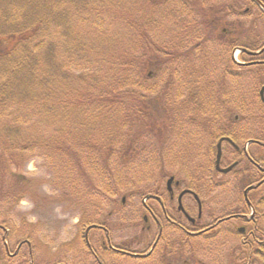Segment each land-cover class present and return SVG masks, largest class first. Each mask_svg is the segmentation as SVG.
<instances>
[{
	"label": "trees",
	"instance_id": "trees-1",
	"mask_svg": "<svg viewBox=\"0 0 264 264\" xmlns=\"http://www.w3.org/2000/svg\"><path fill=\"white\" fill-rule=\"evenodd\" d=\"M124 1L146 7L144 12L139 13L141 17L147 16L150 19L154 15L155 18L164 19L167 14L171 15L167 17H172L174 21L171 24L175 34L172 35L177 38L164 44L162 39L157 40L158 35L151 34L142 18L139 25L136 24L133 53L126 51L125 59L119 57L117 66L122 63L118 72L112 76V72L109 76H103V84L97 87L94 80L97 82V75H102L100 70L106 59L93 60V65L89 66L93 72L75 73L72 70L73 66H79L80 60H85L87 52L93 48L79 33L76 25L79 23L74 16L81 20L85 12L94 13L95 24L98 16L103 18L101 14L104 12L100 13L101 11H110L111 6H124ZM260 1L264 4V0ZM215 2L216 0H0V228L7 230L6 238L11 235L9 227L13 224L7 218L4 221L3 215L17 210L24 194L33 190L32 182H17V176L10 170L11 166L21 168V164H24L23 157L28 152L44 151L55 168V187L60 193L55 200L67 196L75 204L74 196L78 195L80 199L84 198L83 202L90 204V195L94 192L96 182H107L113 165L128 166L134 159L142 161L140 164L145 162V155L129 156L130 147H137L139 139L142 138L144 145L152 141L148 145L150 151L146 149V160L152 163L150 179L153 177V170L161 171L170 160L178 159L177 155L170 154L178 151L175 146L165 147L168 132L178 119H186L187 124H182L185 128L198 124L199 133L201 125H205L206 139L213 134V142L215 138H219V135L212 132L214 118L209 117L207 102L202 98L200 102H196L195 97L199 92L200 96L206 94L208 97H217L219 92L227 97L231 91L233 95L238 90L237 80L243 78L245 69L255 71L250 80L264 84V73L260 70L264 68V50L259 54L252 53L264 47V26L259 27L256 21L259 16L264 23V14L254 0H230L226 5L217 7ZM253 9L258 11L255 18H251ZM234 14L236 19H226ZM232 30L237 33L232 34ZM77 37L79 40L75 45L68 44ZM236 39L242 44L234 43ZM210 43L222 48L223 60L216 61L219 66L215 65L213 73L206 77L203 66L207 68V63H201L198 59L206 55ZM236 47L242 49L241 64L233 62L231 58V52ZM62 54L68 56L66 62L60 59ZM233 67L238 70H233ZM136 72L140 79L132 77V73ZM176 77L178 85L174 86ZM191 79L199 84L197 94L195 87L190 92H185L188 87L186 82ZM158 89L160 92L156 94ZM146 92L150 95H146ZM54 99L61 109L51 106ZM254 99L257 102L256 97ZM258 103V110L253 115L256 121L252 134L256 135L254 138L264 142V104ZM194 104L195 115L192 117L187 111ZM238 105L247 108V101L241 98ZM112 108L116 109L117 117L113 125L104 127L101 123L113 115L110 111ZM214 110L216 116V103ZM247 110L249 109L246 112ZM178 111L183 113L177 115ZM55 112L62 124L54 132H46V137L40 139L39 136L43 133L33 125L34 116L44 114L43 116L52 118V113ZM118 112L122 115L120 119ZM201 114L204 117L208 115V118H199ZM237 116L240 118L237 121L225 120L227 126L223 131L230 132V135H220L229 136L236 142H244V139L250 137L246 136L247 133H242L244 129L238 136L233 134V127L239 125L242 119L240 115ZM124 121L127 128L122 126ZM183 136L185 137L184 133ZM207 142V151H214L213 144L209 140ZM27 160L26 156L25 163ZM261 164L264 166V158ZM111 181L120 189L118 178L114 176ZM122 183L123 181L120 184ZM105 187L107 190L104 192L108 194L112 186L107 183ZM113 195L111 192L110 196ZM110 196L103 199L108 201ZM109 201V204L114 203V198ZM122 204L115 200L113 208L118 210ZM15 212L19 217L20 212ZM23 218L26 220L25 216ZM89 223L90 221H86L84 224ZM29 227L32 230V226ZM218 232L213 228L207 236ZM253 232L257 233V227ZM3 236L4 233L0 237L1 243ZM163 238L165 237H161V240ZM191 238L182 237L179 248L182 249L191 242ZM163 241L167 244L166 240ZM244 241L232 249L235 256L242 254L243 246L250 245ZM259 244L261 251L258 254L264 264V240H260ZM246 258L242 261H236L237 257L233 259L235 264H252L250 252ZM12 260H6L0 253V264H18ZM20 264H25V261L22 260Z\"/></svg>",
	"mask_w": 264,
	"mask_h": 264
},
{
	"label": "rangeland",
	"instance_id": "rangeland-1",
	"mask_svg": "<svg viewBox=\"0 0 264 264\" xmlns=\"http://www.w3.org/2000/svg\"><path fill=\"white\" fill-rule=\"evenodd\" d=\"M124 2V6H111L110 11H101L100 13L104 12V14H101L103 18L98 16V18H96L97 20H95V24L93 19V17H95L94 13L92 14L85 12L81 20L78 16H74V18L79 23L76 24L79 33L83 37L84 41L86 42V40H88L89 44L93 48L87 52V56L85 54V60H80L78 62L79 66H73L72 70H74L75 73L92 71L89 66L93 65V60L106 59V62L103 64L101 63L102 70H100V72L102 75H97V82L94 80V84L97 87H100L103 84V76H109L110 72H112V76L114 73L118 72L119 65L122 63L120 62L117 66L116 61L119 57L121 59H125L126 51L133 53L134 42L136 40V26L139 25L142 18H144L146 21V27L151 30V34L153 36L158 35L157 40L162 39V42H165L164 44H168L170 41L173 42V40L177 38L172 35V33L175 34V31H172L174 26L171 24L174 21L172 17H167L171 15L167 14L164 19L155 18L154 15L150 17V19L147 16L141 17L142 15L139 13L144 12L146 7L140 4L130 3L128 1ZM229 2L230 0H216L215 5L217 7L219 5H226V3ZM241 4L242 2H240V5ZM240 7L241 6H239V8ZM148 11L150 12L149 9ZM257 16V9H253L251 12V18H255ZM236 17L237 16L234 14L233 16L226 19L230 21L236 19ZM248 18L250 19V17ZM159 21L163 23H159ZM256 21L259 27L262 28L264 26V23L260 20L259 16ZM132 24H134V26H132ZM225 32L227 31L225 30ZM234 33H237L236 30H232V34ZM78 40L79 38L77 37L71 40L68 44L73 46ZM234 43L239 45L242 44L238 39H236ZM217 45L218 44L214 46V44L210 43L208 49L205 52L206 55L202 57V59H198V61L201 63H207V68L204 67L205 65H201V67L203 66V72L206 77L208 74L211 75V73H213V68L215 65L219 66V63L216 61L219 59L223 60V55L221 53L222 48L217 47ZM227 55L228 54H226V56ZM227 58L229 60V57ZM231 58L234 62L241 61L240 52L238 50L231 52ZM60 59L66 62L68 56L66 54H62L60 55ZM233 70L237 71L238 68L233 67ZM260 70H263L262 72L264 73V68H261ZM242 71L243 70H241V72ZM252 71L254 70L252 69ZM254 73L255 71L249 72L245 69V75H242L243 78H239L237 80L236 88H238V90L233 95L231 91L230 96L228 95L227 97H225L224 94H220L221 92L217 94V97H215V95L208 97L206 94L200 96V92L198 93L199 84L195 82V79H193L194 81L191 79L189 82H186L188 85L187 90H185L186 93L190 92V90L195 87L197 88L196 94L198 93V95L195 94V101L197 102L199 100L200 102L202 98L204 102H207L208 109L210 111L209 117L213 116L214 118L212 119V132L216 133V136L219 135V137H221V133L230 135V132L223 131L224 127L227 126L225 120L233 119L237 121L240 119L237 115H240L242 118L240 124L233 127L234 136H238L240 131L244 129L242 133H247L246 136H250L244 140H248L250 138L255 139L254 137L256 135L252 134L254 132L252 128L256 121V117L253 115L255 111L258 110V101L261 103L259 98V89L262 83L250 80V76ZM92 76L94 75L92 74ZM133 76L136 79L141 78L139 75L137 76V72L132 73V77ZM118 81H120V79ZM137 83L139 84V82ZM209 83L210 86H212L211 79L209 80ZM126 84L128 85V81H126ZM177 85L178 79L176 77L174 80V86ZM232 88H234V85ZM159 92L160 89H158L156 94ZM146 95H150V93L146 92ZM254 97H256L257 102H255ZM145 98L150 100L149 97ZM241 98L247 101V108L240 107V105H238V102L241 101ZM154 100H152V102H154ZM215 103L218 105L219 113L218 114L216 112V116L214 115ZM195 105L196 104L192 105V108L187 111L191 113L192 117L195 115ZM51 106L55 109H61V106L58 104L56 99L52 100ZM246 109L249 110L246 112ZM110 111L113 113V115L108 117L109 120H104L101 123L104 127L113 125V121L117 117L115 108L110 109ZM180 113L183 112L178 111L177 115ZM108 114L109 112L107 115ZM43 115H37L33 118L35 123L33 125L35 128L40 129V132L43 133L39 136L40 139L46 137V132L52 133L59 124H62V121L56 112L52 113V118H48ZM121 116L122 115L118 112V119H120ZM204 116L205 115L201 114L199 118H208V115L206 117ZM186 122L187 121L185 118L178 119L175 126H172L171 130H169L168 136L165 140L167 141L165 144V146L168 145L167 148L175 146L178 150L170 153L172 155L175 154V156L177 155L178 161L176 164L170 162L167 163L161 171L153 170L151 173L153 177L150 179V171L152 170L150 164L152 163L146 160V157L148 154L147 151H150V147L148 145H151L152 141L150 140V142H146V145H144L142 144L141 138L137 141V147H130L131 149L129 156L141 155L142 157L145 155V162L140 164L142 161L139 159H134L131 165L128 166L121 167L117 164L116 166L113 165V169L110 170V174L108 175L110 179H107V182L104 180H98L96 182V186H94L93 189L94 192H91L92 194L90 195L92 197L90 204L83 202L82 199L84 200V198L82 197V199H80L81 197L78 195L74 196L75 204H72L69 197L67 196L64 199L61 197L60 200H55L60 194L57 190V187H55V168L52 166L50 160L46 157V153L44 151L36 150L28 152L26 154L28 157L26 163V156H24V160H22L24 164H21V168L18 166H11L10 170H12L11 173L13 175L17 176V182H32L33 190H30L28 194L25 193L24 197L19 202L17 210H15L18 213L20 212L19 217L15 211L3 215L4 221L7 218V220L13 224V226L9 227L11 235L10 237H7L8 250L10 253L16 251L19 254L18 256L12 255L9 257V255L5 254V248L1 242L0 253L5 256L6 260L13 259L12 261L18 264H20V262L24 259L23 256L25 257V264H30L31 260L33 264H98L96 259L91 255V252L86 247V243L83 238L84 228L86 227L83 224L86 221H90V223H96L99 225L104 223L103 225L108 228V234L113 241L111 242L113 246H120L125 249L129 248L132 250L138 239H144V236H135V234L141 233L140 229L143 223L141 221L140 226L137 225L134 229H131L128 227V223L135 221H131L129 218H132L133 211H137L139 212L137 215V220L139 222V219L141 220L142 216L147 213L143 209L142 205V210L140 209L139 203H151L146 199V197L143 198V196L145 194L151 193L152 191L150 190H152L154 187L156 188V186L161 187L162 185V187H164L167 176L173 174L182 180L181 188L189 187L193 189L197 192L201 199L203 215L199 220V223L195 226L197 229L206 227L215 222L217 219L226 216L227 214L234 215L240 213V217H235L233 219L230 218L231 220L220 225L218 227V229H220V233L217 236L210 235L209 237L206 235L202 237H192L191 242L185 244L182 249L179 248L181 244L180 241L185 235H183L181 231L179 233L172 232L169 235V240H166L167 245L163 248V243L160 241L157 249L154 251L151 257L146 260H134L129 256H118L109 253L102 257L100 250L97 248V240L100 238V235L99 233L95 234L94 232L101 231L100 234L102 238L104 233L103 230L94 229L91 230L89 238L102 263L235 264L233 259L234 257H237L236 261H242L247 259L246 257L250 252L252 264H262L260 254H258L259 251H261L260 244L257 245V243L254 242V246H245L246 248H243L242 254L240 255L238 253L236 256L233 254L234 251L232 252V249L238 239L241 242L242 238H244L246 235H241L237 231V228L245 225L249 229H253L254 225L252 220L254 216L258 217L256 238L260 239L261 241L264 240V178H262L258 184H256V189L248 194L249 198L253 199L251 208L249 204L247 205V202L242 200V192L248 183L247 181L250 180L247 176L242 174L243 170L241 168L244 167L246 162L245 164L241 163L235 168V170L229 173L227 175V180L223 177H220L219 174L215 173L214 170L215 150L213 151L212 149L211 151H207V140H209L210 144H213L217 138H215V141L213 142V137L215 136L213 134L211 137H208V139H203L204 135L206 134L205 125H201V130L199 133L198 124L194 127L187 126L185 128V125L182 124ZM122 126L127 128L125 121L123 122ZM183 133L185 134V137L183 136ZM25 134L27 135L26 131ZM237 142L242 144L244 143L242 140ZM196 146H198L197 149ZM221 147H223V149L226 148L224 150V154L228 150H231L229 145H221ZM249 147L250 145L247 148L244 147L245 153ZM255 147L250 148L249 151H251L254 156L257 155L259 160L264 158V152H262L260 148ZM239 151L242 153L243 149ZM249 151L247 153H250ZM53 160L55 162V159ZM226 161L227 157L222 163L223 167L227 166L230 160H228L227 163ZM256 161L258 162V160ZM163 171H165V174H163ZM207 175L209 179H205V176ZM114 176L119 179L118 182L121 186H118L120 189H117L116 184L111 181L113 180ZM256 177H259V175ZM191 179H193L194 183ZM122 181L123 183L120 184ZM107 183H110L112 186V188L109 189L110 191L108 194L104 192V190H107L105 187ZM111 192L114 193L113 196H110ZM123 194H126L128 199L118 210H116L113 208L115 200L122 202L123 199L121 198ZM107 195L110 196L108 201L110 198H114V203L109 204L110 201L108 202L103 199ZM183 202L187 207L189 205L192 208L191 212L193 216H196L197 206L194 204L192 197L186 195L183 198ZM165 205L168 207L167 204ZM23 216H25L26 220H23ZM178 220L182 223V225L187 226L190 229L191 226H194L188 224L187 220L183 219L181 216L178 218ZM1 221L2 218L0 217V222ZM161 221L163 222V220ZM29 225L32 226V230H30ZM152 229L154 234L152 232L148 238H145V240L138 245L143 246L145 244L146 246L139 247L137 250H133L143 252L151 245L152 241L154 240L156 230L155 228ZM232 233L233 236L231 235ZM2 234L3 228H0V237ZM24 237H27L26 239L30 241L31 246L33 245L31 260L29 259L28 245L25 243L17 246L19 242L24 241ZM250 241H252V238H250ZM125 244H127V247L124 246ZM16 247L17 250H15ZM164 252L167 253L164 254ZM232 254L233 258H231Z\"/></svg>",
	"mask_w": 264,
	"mask_h": 264
},
{
	"label": "flooded vegetation",
	"instance_id": "flooded-vegetation-1",
	"mask_svg": "<svg viewBox=\"0 0 264 264\" xmlns=\"http://www.w3.org/2000/svg\"><path fill=\"white\" fill-rule=\"evenodd\" d=\"M229 159L230 160H232V161H234L235 160V158L230 154V156H229ZM241 161V160H240ZM243 161V160H242ZM257 163V162H256ZM248 166V165H247ZM254 166V165H253ZM243 170V169H242ZM233 171V170H232ZM248 171H250L249 170V168H246L245 167V171H243V173L242 174H247L248 173ZM252 172V177H255V175L254 174H258V172L260 173V170H256V172L254 173V171H251ZM248 193H250V192H248ZM247 197H248V195H247ZM171 199H173V197L171 196ZM245 200V199H244ZM155 201L157 202V204L159 205V207L161 208V212H162V214L164 215V216H168V213H169V211H167V209H166V207H165V205H163V203H162V201L158 198V199H156L155 198ZM245 202H246V200H245ZM252 203V202H251ZM175 211H180L178 208H176L175 209ZM147 212H148V214L149 215H151V217L153 218V220H154V222H155V224H156V226L158 227V230H160L161 228H162V224H161V221H160V219H159V215H158V213H157V211H155L152 207H147ZM244 216V215H243ZM245 217V216H244ZM144 219L146 220V221H148V219H147V216H145L144 217ZM253 221H254V218H253ZM246 229H247V226H244V231H246Z\"/></svg>",
	"mask_w": 264,
	"mask_h": 264
},
{
	"label": "water",
	"instance_id": "water-1",
	"mask_svg": "<svg viewBox=\"0 0 264 264\" xmlns=\"http://www.w3.org/2000/svg\"><path fill=\"white\" fill-rule=\"evenodd\" d=\"M263 90H264V86L262 87V89H261V91H260V93H261V95H262V93H263ZM217 168H218V163H219V155H217ZM226 170H228V169H223V171L225 172Z\"/></svg>",
	"mask_w": 264,
	"mask_h": 264
}]
</instances>
